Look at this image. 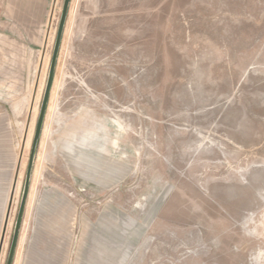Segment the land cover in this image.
<instances>
[{
    "label": "rangeland",
    "instance_id": "1",
    "mask_svg": "<svg viewBox=\"0 0 264 264\" xmlns=\"http://www.w3.org/2000/svg\"><path fill=\"white\" fill-rule=\"evenodd\" d=\"M62 6L0 55V264ZM13 264H264V0H71Z\"/></svg>",
    "mask_w": 264,
    "mask_h": 264
},
{
    "label": "crops",
    "instance_id": "2",
    "mask_svg": "<svg viewBox=\"0 0 264 264\" xmlns=\"http://www.w3.org/2000/svg\"><path fill=\"white\" fill-rule=\"evenodd\" d=\"M54 1L55 0H0V55L9 57L6 59L7 62L16 65L17 59H24V65L26 66L27 55H31L33 46L36 45L37 42L42 44L45 39V35L40 29L34 30V23H23L25 26L18 31L16 22L17 12H40L43 15L52 9ZM40 24L41 23H38V25ZM33 32H35V35ZM18 49L21 50V52H18ZM15 190L16 180L13 179V195Z\"/></svg>",
    "mask_w": 264,
    "mask_h": 264
},
{
    "label": "water",
    "instance_id": "3",
    "mask_svg": "<svg viewBox=\"0 0 264 264\" xmlns=\"http://www.w3.org/2000/svg\"><path fill=\"white\" fill-rule=\"evenodd\" d=\"M70 4H71V0H63V6H62V10H61L58 28H57L53 52H52V56H51L47 81H46V85H45V89H44V93H43V98H42V102H41V106H40V111H39V115H38V119H37V123H36L34 136H33L31 151H30V155H29V162H28V167H27V172H26V177H25V182H24V187H23V192H22V196H21V200H20V204H19V208H18V212H17V217H16L14 229H13V235H12V239H11V243H10V247H9V252L7 255L6 264H13L15 254H16V249L18 246L19 234H20V230H21V226H22V222H23V216H24V212H25V208H26L27 199H28V193H29V188H30V181H31V176H32V170H33L36 150H37L39 139H40V136L42 133L44 119H45L46 111L48 108L50 93H51V89H52V83H53V79H54V73H55V69H56V64H57V60H58V55H59V51H60V46H61L63 34H64L65 25L67 22ZM8 217H9V210L7 211V216L5 219V225H4V229H3V233H2V237H1V243H0L1 247H2V244L4 241V235L6 232V225L8 223Z\"/></svg>",
    "mask_w": 264,
    "mask_h": 264
}]
</instances>
